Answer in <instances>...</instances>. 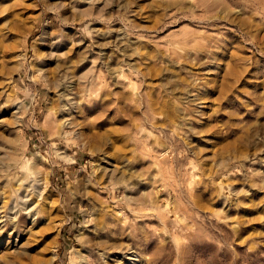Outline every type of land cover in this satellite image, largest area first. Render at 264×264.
Listing matches in <instances>:
<instances>
[{
  "label": "rangeland",
  "instance_id": "obj_1",
  "mask_svg": "<svg viewBox=\"0 0 264 264\" xmlns=\"http://www.w3.org/2000/svg\"><path fill=\"white\" fill-rule=\"evenodd\" d=\"M0 264H264V0H0Z\"/></svg>",
  "mask_w": 264,
  "mask_h": 264
},
{
  "label": "bare ground",
  "instance_id": "obj_2",
  "mask_svg": "<svg viewBox=\"0 0 264 264\" xmlns=\"http://www.w3.org/2000/svg\"><path fill=\"white\" fill-rule=\"evenodd\" d=\"M23 2V1H22ZM19 3V2H18ZM34 20V19H33ZM101 251H103V250H101ZM129 253V252H128ZM104 254V253H103ZM104 258V257H103Z\"/></svg>",
  "mask_w": 264,
  "mask_h": 264
}]
</instances>
